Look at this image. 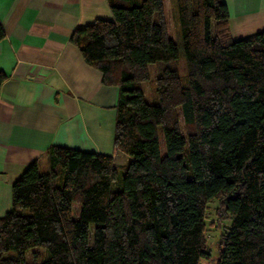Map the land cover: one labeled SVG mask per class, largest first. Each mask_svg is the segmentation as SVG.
<instances>
[{"label":"trees","instance_id":"obj_1","mask_svg":"<svg viewBox=\"0 0 264 264\" xmlns=\"http://www.w3.org/2000/svg\"><path fill=\"white\" fill-rule=\"evenodd\" d=\"M107 1L70 42L119 87L130 161L51 144L12 184L0 264H201L216 198L231 220L216 264H264V29L233 38L222 0Z\"/></svg>","mask_w":264,"mask_h":264},{"label":"crops","instance_id":"obj_2","mask_svg":"<svg viewBox=\"0 0 264 264\" xmlns=\"http://www.w3.org/2000/svg\"><path fill=\"white\" fill-rule=\"evenodd\" d=\"M233 38L264 29V0H222ZM111 18L107 0H0V216L12 206V184L51 144L130 156L115 147L119 87L102 82L70 42L77 26Z\"/></svg>","mask_w":264,"mask_h":264},{"label":"rangeland","instance_id":"obj_3","mask_svg":"<svg viewBox=\"0 0 264 264\" xmlns=\"http://www.w3.org/2000/svg\"><path fill=\"white\" fill-rule=\"evenodd\" d=\"M175 13L176 27L179 30V19L177 15L176 4H173ZM179 69L182 76H185V62L180 60ZM157 73V67L154 65L150 66V81L143 84L145 90L146 99L152 101L153 86L151 84V79H154ZM182 126H184L183 121H181ZM162 150H164V145L162 143ZM79 205H74L75 213L78 211ZM231 220L226 213L222 200L216 198L210 201L206 209V232H205V242L208 251L210 252V259L201 261V264H216L219 257V252L223 243V236L226 229L230 226ZM43 252V249H41ZM31 251L28 254V262L31 261Z\"/></svg>","mask_w":264,"mask_h":264}]
</instances>
